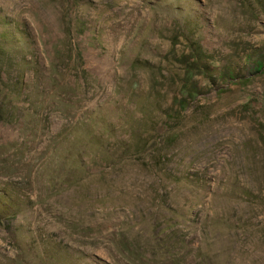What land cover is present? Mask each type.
I'll return each mask as SVG.
<instances>
[{"label": "rangeland", "instance_id": "1", "mask_svg": "<svg viewBox=\"0 0 264 264\" xmlns=\"http://www.w3.org/2000/svg\"><path fill=\"white\" fill-rule=\"evenodd\" d=\"M0 48L34 86L0 122V264H264V0H0ZM79 121L109 159L72 163Z\"/></svg>", "mask_w": 264, "mask_h": 264}, {"label": "trees", "instance_id": "2", "mask_svg": "<svg viewBox=\"0 0 264 264\" xmlns=\"http://www.w3.org/2000/svg\"><path fill=\"white\" fill-rule=\"evenodd\" d=\"M70 55L68 57V59L72 60L75 59L76 64H80V62H83V56H82V52L75 49V50H70ZM13 54L8 53L7 51H5L3 48H0V87L5 86L4 90H6V92H4V98L2 101V105L0 106V122H4V123H19L22 120H24V116L22 115V113L20 112V108L17 107V102L21 100V98L26 95L27 97H30V94L32 93L33 95V90H34V86H33V82H31L32 79H30L27 75V73L29 72L28 66H30V64H32V62H26L25 64V70L20 71L17 75V77H15V79L10 81V76L7 73H10L12 70H14L13 68H18V64L15 61ZM9 60H11V64H9ZM7 65L6 71L4 70V66ZM20 67V66H19ZM264 65L263 63L257 62L256 64H254V71L256 73H260L263 69ZM65 69V68H64ZM75 71H79V67L77 66V68H75ZM67 70L66 72H62L59 73L58 70H54L52 71V73L47 74V80L51 81V83H48L49 86H52V84L59 86L60 83H57V81H63L65 80V78L67 77ZM47 73V72H46ZM186 75V79H185V84L182 87V92L187 94V98L184 100L179 101V106L180 108L183 110L186 108L187 104L189 103V99H194L197 97V95H199V91H198V87L196 86V84H194L192 82L193 80V73L192 71H186L185 73ZM229 79V83H231V81L234 82V79L231 77H228ZM14 83H12V81H14ZM10 82V84L8 83ZM31 82V84H30ZM193 85L191 87H189L190 85ZM36 85V84H35ZM31 88V93L29 94V91ZM59 88V87H57ZM3 90V91H4ZM41 95H45V89L43 88L41 91ZM24 114V113H23ZM38 115L39 113L32 115L31 117H26V119H28L31 125H39L42 124L41 120H38ZM177 118H173V120H176ZM38 120V121H37ZM32 122H36V123H32ZM89 122H80L74 126L73 128H65V130L63 129V131L61 132L66 141H70L73 138V142L75 144H78L77 147L74 150H71V153L69 154L70 159L72 160L73 164H77V163H82L84 159H89L91 160L92 157L96 158V157H101L103 160L109 159V157H111L112 155L105 153V154H99L98 152L101 153V151H98L99 145L102 141L101 139V135L99 134H94L95 130H91L90 125L88 126V131L87 132H83L82 127H86V125H88ZM90 129V130H89ZM171 143H173L171 141ZM72 145V142H71ZM130 146L123 148V150L125 151V153H129ZM167 163V159L165 158V156H161L159 158V162L155 163L156 167L161 166L162 164H166ZM173 169V168H171ZM168 181H172L174 184H181V182H187L188 187L192 188L195 191H201L204 190L206 185H208L209 182L205 181L204 179H191V178H186L184 180V178H180L174 175L173 170L169 171L168 174ZM186 185V184H185ZM186 185V186H187ZM9 188L7 189H0V196H2L3 198L7 199V202H4L3 199L0 200V204L1 206L5 207L4 211V215L5 214H9L10 218H14L17 215V210L19 209V203L18 200L19 198V194L16 193V191L14 189H10V186H8ZM165 187V186H164ZM240 192H239V197L238 199H240L241 197H250V194L247 191H242L243 189L240 188ZM232 202L236 201V198L233 196L231 198H229ZM21 203H23L21 201ZM23 206V204H22ZM2 216V215H0ZM130 249V247H128ZM124 251L127 252V249L124 248Z\"/></svg>", "mask_w": 264, "mask_h": 264}]
</instances>
